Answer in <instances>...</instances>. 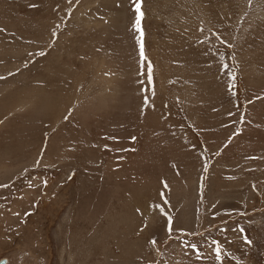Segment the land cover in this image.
Instances as JSON below:
<instances>
[{"label": "rangeland", "instance_id": "374dc122", "mask_svg": "<svg viewBox=\"0 0 264 264\" xmlns=\"http://www.w3.org/2000/svg\"><path fill=\"white\" fill-rule=\"evenodd\" d=\"M133 8L0 0V260L264 264V0Z\"/></svg>", "mask_w": 264, "mask_h": 264}, {"label": "snow or ice", "instance_id": "6c2138e0", "mask_svg": "<svg viewBox=\"0 0 264 264\" xmlns=\"http://www.w3.org/2000/svg\"><path fill=\"white\" fill-rule=\"evenodd\" d=\"M132 4L134 5L133 11L135 13V22H134V29L136 32H138L140 34V40H141V56L143 57V30L141 27V21L143 19L144 13L142 11V0H131ZM40 55H43V53H40ZM149 79H151V75L149 73ZM166 186V185H165ZM227 229H224L222 231H226ZM168 232L169 234H171L172 232V227L169 226L168 228ZM240 232H243V229H240ZM244 242L247 245H251L252 241L248 240L246 237H244ZM153 243L155 244L156 241H153ZM195 247V245H193V248ZM216 259H220V254H219V250H217V254H216Z\"/></svg>", "mask_w": 264, "mask_h": 264}, {"label": "water", "instance_id": "95a60500", "mask_svg": "<svg viewBox=\"0 0 264 264\" xmlns=\"http://www.w3.org/2000/svg\"><path fill=\"white\" fill-rule=\"evenodd\" d=\"M7 263V260L6 259H3L0 264H6Z\"/></svg>", "mask_w": 264, "mask_h": 264}]
</instances>
